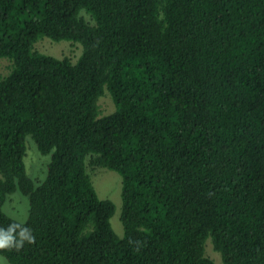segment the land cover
Wrapping results in <instances>:
<instances>
[{"label": "trees", "instance_id": "1", "mask_svg": "<svg viewBox=\"0 0 264 264\" xmlns=\"http://www.w3.org/2000/svg\"><path fill=\"white\" fill-rule=\"evenodd\" d=\"M44 36L82 52H41ZM28 136L50 155L42 180ZM100 166L123 178V236ZM18 190L25 221L4 210ZM13 223L35 239L0 248L12 264H264V0H0V227Z\"/></svg>", "mask_w": 264, "mask_h": 264}, {"label": "rangeland", "instance_id": "2", "mask_svg": "<svg viewBox=\"0 0 264 264\" xmlns=\"http://www.w3.org/2000/svg\"><path fill=\"white\" fill-rule=\"evenodd\" d=\"M35 47L41 52L56 57L63 58L67 56L71 58L73 62L78 59L82 52V45L79 43H74L71 40L56 41L46 36L41 37L36 42ZM99 104L102 113L111 112L115 108L114 101L109 94L103 95L99 100ZM27 144L28 152L25 162L28 173L33 179L42 180L46 176L47 163L50 160V155H43L39 151L31 136L27 137ZM90 174L97 195L102 199H110L115 204V211L111 217V225L119 236H123L124 226L121 220L123 211V178L121 174L116 170L101 166L96 167L94 171L91 170ZM28 209L29 200L19 190L7 196V200L4 204V210L8 215L19 221H25L28 215ZM206 251L207 254L213 257L218 263H221V256L214 250L210 238L207 241ZM0 264L12 263L4 255L0 254Z\"/></svg>", "mask_w": 264, "mask_h": 264}, {"label": "clouds", "instance_id": "3", "mask_svg": "<svg viewBox=\"0 0 264 264\" xmlns=\"http://www.w3.org/2000/svg\"><path fill=\"white\" fill-rule=\"evenodd\" d=\"M34 239L35 237L31 234V229L21 224L13 223L7 228L0 227V248L11 246L19 248L25 240L33 242Z\"/></svg>", "mask_w": 264, "mask_h": 264}]
</instances>
